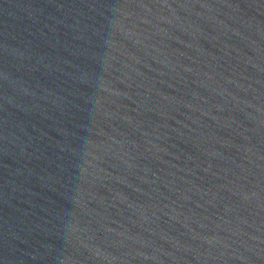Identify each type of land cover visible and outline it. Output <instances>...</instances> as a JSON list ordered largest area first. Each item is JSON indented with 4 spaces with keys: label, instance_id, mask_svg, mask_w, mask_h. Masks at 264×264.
I'll list each match as a JSON object with an SVG mask.
<instances>
[{
    "label": "water",
    "instance_id": "water-1",
    "mask_svg": "<svg viewBox=\"0 0 264 264\" xmlns=\"http://www.w3.org/2000/svg\"><path fill=\"white\" fill-rule=\"evenodd\" d=\"M0 264H264V0H0Z\"/></svg>",
    "mask_w": 264,
    "mask_h": 264
}]
</instances>
